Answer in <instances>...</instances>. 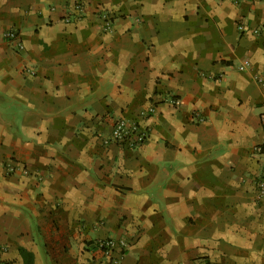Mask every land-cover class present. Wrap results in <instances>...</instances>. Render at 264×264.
Here are the masks:
<instances>
[{"label":"crops","instance_id":"1","mask_svg":"<svg viewBox=\"0 0 264 264\" xmlns=\"http://www.w3.org/2000/svg\"><path fill=\"white\" fill-rule=\"evenodd\" d=\"M263 112L264 0H0V263L264 264Z\"/></svg>","mask_w":264,"mask_h":264},{"label":"built area","instance_id":"2","mask_svg":"<svg viewBox=\"0 0 264 264\" xmlns=\"http://www.w3.org/2000/svg\"><path fill=\"white\" fill-rule=\"evenodd\" d=\"M76 10L79 12L80 6H76ZM99 17H104V14L100 13ZM107 21V20H106ZM106 22V28L107 26ZM237 28L242 31V23L237 24ZM4 37L10 41H15V48L21 50L23 45L17 37V32L14 29H8L4 32ZM239 70L245 69V65L241 64L237 66ZM32 73V71H28ZM258 81L261 77L256 76ZM167 100L171 103H175V98L168 97ZM155 111L154 106H149L144 110L143 114H149ZM261 124L264 127V112L260 115ZM146 130L139 124L135 119L120 117L116 119L110 129L109 135L103 139L104 144L115 143L118 145H126L128 147L134 148L141 144L146 139ZM4 168L8 173H14L17 167H15L10 162L4 163ZM257 198L264 200V167L256 181ZM93 245L99 251H101L105 256L109 258L111 264H119L122 251L126 248L125 239H115V238H104L96 239L93 241ZM116 252V255H114ZM3 264V263H0Z\"/></svg>","mask_w":264,"mask_h":264}]
</instances>
